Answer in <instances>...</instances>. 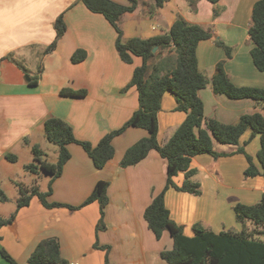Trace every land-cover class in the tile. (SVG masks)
I'll use <instances>...</instances> for the list:
<instances>
[{"label":"crops","instance_id":"0c3cea01","mask_svg":"<svg viewBox=\"0 0 264 264\" xmlns=\"http://www.w3.org/2000/svg\"><path fill=\"white\" fill-rule=\"evenodd\" d=\"M115 1L129 4V0ZM257 1L220 0L216 7L222 12L214 17L215 5L209 0H200L195 11L187 0H168L153 15L147 12L151 2L140 0L134 12L122 17L120 25L125 40L167 34L178 18L211 31L213 37L201 41L197 48L199 69L208 81L199 95L205 106V120L215 118L224 124H233L243 114L264 115V107L252 99H230L215 94L211 81L217 65L224 62V70L234 85L264 88V72L254 64L251 55L254 45L249 34ZM62 13L67 31L57 47L45 53L56 38L55 21ZM218 40L231 48L230 57ZM116 43L117 31L113 25L81 1L12 0L6 14L0 15V59L13 55L15 62L25 64L39 80L37 85H32L31 78L23 79L20 69L7 71L9 66L0 67V76L5 77L0 80V169L6 166L8 153L17 156L23 147L32 150L38 145L46 154L45 145L49 141L43 125L50 117L67 121L78 139L93 146L130 120L140 106L139 92L136 87H125L135 68L142 64V58L135 57L131 64L124 62ZM34 44L38 46L39 57L33 51ZM78 49L84 50L87 56L74 63L72 57ZM64 88L86 90L87 94L65 96L61 94ZM176 106L174 95L166 92L158 114L161 145L169 141L187 117ZM148 134L146 129L129 127L114 139L115 155L101 169L95 166L83 146L69 144L71 158L62 174L53 180L48 199L79 207L99 181H108L110 203L105 213L106 229L98 230L101 217L98 201L76 209L48 208L38 196H33L27 206L18 212L14 210L16 216L11 223L0 227V264H10L1 255L2 248L19 264H28L36 246L48 237L59 240L61 255L67 264H105L107 251L102 246H110L111 264H170L161 257V252L173 248V238L165 232L157 239L144 216L153 197L166 185L167 160L157 150H151L138 164L121 166L127 149ZM250 135L247 131L239 146L215 141V150L225 153L223 157L210 154L193 157L191 166L197 169L193 180L200 183V194L175 188L167 190L165 201L171 217L184 227L188 236L193 235L196 223L217 233L241 231L243 225L236 219L234 207L239 203L257 204L262 199L264 177L246 176L248 159L237 151L242 147L259 165L261 137L251 139ZM184 180L182 173L178 184ZM13 213L2 217L9 218ZM246 227L256 228L252 221H247ZM97 243L100 247H96Z\"/></svg>","mask_w":264,"mask_h":264},{"label":"trees","instance_id":"16d2710c","mask_svg":"<svg viewBox=\"0 0 264 264\" xmlns=\"http://www.w3.org/2000/svg\"><path fill=\"white\" fill-rule=\"evenodd\" d=\"M78 1L83 2L92 12L105 16L113 25L117 31L116 47L124 62L131 64L135 57L142 58V64L135 68L131 81L125 87V89L137 88L140 106L127 123L121 128L107 133L96 146L78 139L73 127L64 119L55 116L48 118L43 125L44 133L49 142L59 146V160L57 163L47 161L43 158L45 152L38 145H34L32 151L36 162L29 163L26 167L31 172L41 169L52 174L49 190L41 192L35 186L26 190L22 189L23 197L18 200L16 212L27 206L33 196H38L48 208L63 206L58 202H50L48 198L52 194L53 180L62 174L65 164L71 158L69 144L77 143L83 146L95 166L101 169L115 155L113 139L129 127H139L146 129L149 134L127 149L121 160V166L128 167L138 164L148 156L151 150H157L167 160L166 185L159 194L153 197L144 212L148 226L157 239H161L165 232H169L173 238V248L162 251L161 257L170 264H264V194L257 204L239 203L234 207L236 219L243 225L241 231L224 230L217 233L196 223L193 226L192 236L185 234L184 227L172 219L165 201L166 192L170 188L196 195L200 194L201 185L193 180L197 174V169L191 166L193 157L202 154H210L215 158L224 156L225 153L215 150V141L239 146L241 137L247 131L251 132V139L260 135L261 148L257 154L259 165L242 147L238 148L237 151L244 153L249 162L245 174L248 177L258 175L264 177V115L259 112L243 114L233 124H224L215 118L205 120V106L199 92L206 87L208 81L199 69L197 48L201 41L211 39L213 33L198 24L178 18L167 34L149 39L125 40L120 25L121 19L126 13L134 12L138 8L140 0H129V4H122L115 0ZM146 1L151 2L147 12L149 15H153L168 0ZM188 1L191 9L196 10L198 0ZM209 1L217 4L220 0ZM218 14L219 11L215 9V17ZM55 28L56 38L46 47L45 53L53 51L67 31L64 13L56 19ZM249 34L254 45L251 51L254 64L258 70L264 72V0H259L254 4ZM217 42L225 48L228 57H230L231 48L221 40ZM155 48H157L156 51H154ZM86 56L87 53L84 50L78 49L73 54L72 61L79 63ZM7 58L8 56H5L0 59V67ZM38 80L39 76L35 75L31 77L30 84L37 85ZM211 82L215 94L225 95L230 99H252L264 107V88L234 85L224 70V62L217 65ZM168 91L176 99V110L187 113V117L169 141L161 145L158 140V114L161 110L163 96ZM61 94L84 97L87 91L64 88L61 90ZM6 158L16 160L17 156L8 153ZM180 173L185 175L182 185L177 184L174 180ZM108 187V181H99L92 194L81 205L84 206L94 201L100 203L99 231L106 229L105 207L109 202ZM7 200V194L0 188V202ZM16 212L9 218L0 216V227L11 223ZM247 221H252L256 228L249 230L246 227ZM96 247H100L99 243L96 244ZM102 248L107 251L105 264H111L108 256L110 246H102ZM1 255L10 264H19L3 248ZM28 264H67L61 255L59 240L56 237L43 239L31 254Z\"/></svg>","mask_w":264,"mask_h":264},{"label":"rangeland","instance_id":"374dc122","mask_svg":"<svg viewBox=\"0 0 264 264\" xmlns=\"http://www.w3.org/2000/svg\"><path fill=\"white\" fill-rule=\"evenodd\" d=\"M199 1L200 0L197 1L196 5L198 4ZM214 5H215L214 17H215V9H217L219 11V14H221L222 10L220 8L216 7V4H214ZM193 11H195V10H193ZM219 14L217 16H219ZM55 31H56V28H55ZM56 35H57V32H56ZM37 47L38 46L34 44L33 51H35V54L37 55V57H39L40 52H38ZM4 64H5V66H4ZM4 64L1 67L4 68L6 66H9V68L6 69L7 71H13L15 69L16 70L20 69L22 71L23 79H25V78L29 79V78L36 75L30 69H28V68L26 69L25 64L15 62L13 55L8 56V58L5 60ZM5 76H6V74H5ZM4 79H5V77L0 76V80H4ZM114 139H113V141H114ZM222 145H224V144H222ZM113 146H114V148H116L114 144H113ZM45 151H46V154L43 157L44 159H46L47 161L52 162V163L58 162L59 156H60V150H59L58 145L53 144L51 142H46ZM33 155H34V153L31 149L23 147L17 153L18 157L16 160H7L5 162L6 166H3L0 169V188H2L8 196L7 201L0 202V215L1 216H7L6 214H8V213L11 214V213L15 212L14 210L17 209L18 200L23 197L22 189L26 190L29 187L35 186V187H38L41 192H47L49 190V184L53 178L52 174H50V173L47 174V172L45 174V172L42 171L41 169L38 170L39 172H31L26 167L29 163L36 162ZM220 157H223V156H220ZM181 177H182V173H180L178 176H176L174 178V180L177 184H178V182L181 181ZM26 194H29V193L26 192ZM194 195H196V194H194ZM65 203H67V202H64L61 204H63V206H67L68 204H65ZM109 203H110V201L108 202V204L105 207V213H106V209H107ZM88 204H90V203H88ZM68 206H71V205H68ZM100 211H101V207H100ZM10 216L11 215H9V217ZM253 225H254V223H253Z\"/></svg>","mask_w":264,"mask_h":264},{"label":"clouds","instance_id":"9594fccd","mask_svg":"<svg viewBox=\"0 0 264 264\" xmlns=\"http://www.w3.org/2000/svg\"><path fill=\"white\" fill-rule=\"evenodd\" d=\"M12 4V0H0V15H5L7 9H9L11 7Z\"/></svg>","mask_w":264,"mask_h":264},{"label":"built area","instance_id":"2783aa9c","mask_svg":"<svg viewBox=\"0 0 264 264\" xmlns=\"http://www.w3.org/2000/svg\"><path fill=\"white\" fill-rule=\"evenodd\" d=\"M70 264H79L78 262H71Z\"/></svg>","mask_w":264,"mask_h":264},{"label":"water","instance_id":"95a60500","mask_svg":"<svg viewBox=\"0 0 264 264\" xmlns=\"http://www.w3.org/2000/svg\"><path fill=\"white\" fill-rule=\"evenodd\" d=\"M156 50H157V48L154 49V51H156ZM29 80H30V78H29Z\"/></svg>","mask_w":264,"mask_h":264}]
</instances>
